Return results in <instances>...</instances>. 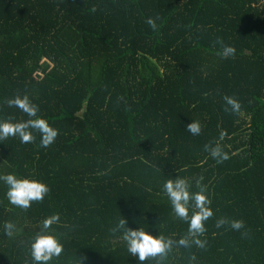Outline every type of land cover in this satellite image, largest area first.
Wrapping results in <instances>:
<instances>
[{"label": "trees", "instance_id": "1", "mask_svg": "<svg viewBox=\"0 0 264 264\" xmlns=\"http://www.w3.org/2000/svg\"><path fill=\"white\" fill-rule=\"evenodd\" d=\"M16 96L58 134L47 147L35 130L0 142V175L49 188L21 209L0 182V264H34L30 240L54 214L63 250L48 264H139L112 231L123 218L188 239L160 264H264V0H0V120L29 119L8 105ZM216 144L228 159L211 157ZM177 175L210 201L198 237L163 192Z\"/></svg>", "mask_w": 264, "mask_h": 264}, {"label": "clouds", "instance_id": "2", "mask_svg": "<svg viewBox=\"0 0 264 264\" xmlns=\"http://www.w3.org/2000/svg\"><path fill=\"white\" fill-rule=\"evenodd\" d=\"M151 28H156L155 20L152 17L145 21ZM232 52V48L227 49ZM225 103L230 106L233 112H238L241 105L237 99L232 96L224 97ZM8 105L15 106L29 117L27 120L11 122L0 120V142L8 137H18L21 143H30L33 141V130L40 134V145L47 147L51 144L58 132L43 119L36 117L38 108L27 96H16L8 101ZM36 117V118H33ZM187 131L193 135H199L201 126L199 122L191 121L187 123ZM223 134H221V138ZM208 149V146H205ZM210 155L217 162L228 159V154L223 151L219 144L211 147ZM0 182L6 186L5 196L10 204L21 209L30 207L32 201H40L49 191L48 186L37 179L18 177L15 173L0 175ZM198 191H191V185L188 180L176 176L165 180L162 185L163 192L167 196L172 210L176 217L188 224V237H198L205 231L204 221L211 215L212 210L208 207L210 201L206 196L205 188L196 182ZM59 219L58 214L51 215L42 221L40 230L30 240V255L34 264H48L53 257L60 256L63 245L59 238L49 228ZM134 222H136L134 220ZM228 224L233 230H240L244 227L243 221L220 218L216 221V227ZM127 225V226H126ZM14 229L11 221L3 223V230L6 235H10ZM123 229V240L126 244L127 252L139 262L144 264L146 258H157L155 264H160L164 256L172 249L174 244L186 245L188 239L181 237L174 241L172 238L154 233L151 230H145L140 227H129L126 218L119 219L112 231ZM246 234V233H245ZM191 243L198 248H204L206 240L194 238ZM83 260V257H81ZM194 259V257H192Z\"/></svg>", "mask_w": 264, "mask_h": 264}]
</instances>
